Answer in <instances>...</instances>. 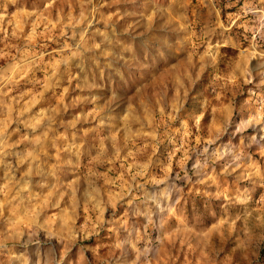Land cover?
Wrapping results in <instances>:
<instances>
[{"label":"rangeland","instance_id":"374dc122","mask_svg":"<svg viewBox=\"0 0 264 264\" xmlns=\"http://www.w3.org/2000/svg\"><path fill=\"white\" fill-rule=\"evenodd\" d=\"M0 264H264V0H0Z\"/></svg>","mask_w":264,"mask_h":264}]
</instances>
